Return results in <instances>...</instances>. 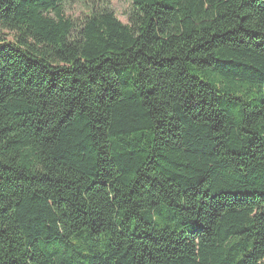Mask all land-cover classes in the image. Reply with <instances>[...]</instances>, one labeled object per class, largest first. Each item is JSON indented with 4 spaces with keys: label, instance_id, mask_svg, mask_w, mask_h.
Returning <instances> with one entry per match:
<instances>
[{
    "label": "trees",
    "instance_id": "1",
    "mask_svg": "<svg viewBox=\"0 0 264 264\" xmlns=\"http://www.w3.org/2000/svg\"><path fill=\"white\" fill-rule=\"evenodd\" d=\"M62 1L0 0V264H264V0Z\"/></svg>",
    "mask_w": 264,
    "mask_h": 264
},
{
    "label": "rangeland",
    "instance_id": "2",
    "mask_svg": "<svg viewBox=\"0 0 264 264\" xmlns=\"http://www.w3.org/2000/svg\"><path fill=\"white\" fill-rule=\"evenodd\" d=\"M129 0H63V13L67 19H70L76 26H79L86 16L93 10L107 9L111 11L115 18L125 24L126 12L130 8ZM7 41L11 40V34L3 32Z\"/></svg>",
    "mask_w": 264,
    "mask_h": 264
}]
</instances>
